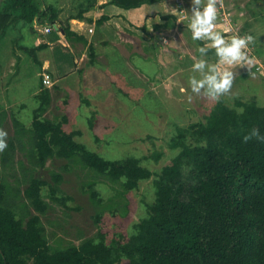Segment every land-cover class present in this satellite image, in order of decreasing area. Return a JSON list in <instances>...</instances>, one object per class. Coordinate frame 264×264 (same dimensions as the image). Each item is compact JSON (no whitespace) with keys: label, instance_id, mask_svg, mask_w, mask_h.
I'll use <instances>...</instances> for the list:
<instances>
[{"label":"trees","instance_id":"obj_1","mask_svg":"<svg viewBox=\"0 0 264 264\" xmlns=\"http://www.w3.org/2000/svg\"><path fill=\"white\" fill-rule=\"evenodd\" d=\"M159 1L109 3L128 9ZM90 4L70 17L83 18L82 12ZM57 12L56 0H0V37L18 23L28 25L31 32L34 21L53 28ZM106 18L103 15L95 23ZM59 29L68 38L83 39L69 29L67 22H61ZM198 43L203 44L201 40ZM44 46L20 48L35 57V49ZM88 48L92 55L91 45ZM52 55L58 74L72 69L64 47L54 46ZM38 98L28 130L35 165L43 166L52 157L75 158L111 180L122 179L126 189L136 188L139 181L152 175L134 156L104 158L76 141L74 136L80 130L66 131V116L59 121L41 117L49 103L47 87H41ZM81 98L90 104L87 98ZM235 105L240 110L219 99L204 121L176 128L169 147L178 151L156 174L155 196L146 205L147 215L122 244L85 239L78 245L51 250L37 214H29L24 222L16 218L0 174V264H264V141L256 137L244 140L253 128L264 135V105L254 100H236ZM90 114L88 125L93 128L95 111ZM189 134L193 142L187 141ZM6 154L7 149L5 161ZM149 158L157 163L161 152L154 149ZM52 178L56 183L61 180L60 175ZM46 184L33 176L23 190L24 198L38 213L47 208L41 197ZM49 192L53 200L71 199L60 195L56 185L50 186Z\"/></svg>","mask_w":264,"mask_h":264},{"label":"rangeland","instance_id":"obj_2","mask_svg":"<svg viewBox=\"0 0 264 264\" xmlns=\"http://www.w3.org/2000/svg\"><path fill=\"white\" fill-rule=\"evenodd\" d=\"M82 1L86 0H68L71 9L75 10ZM223 1L216 0V5L222 3L229 17L225 29L230 28L229 33L233 34L240 29L253 37L245 49L251 64H225L224 68L234 72L232 87L228 92L214 98L191 91L189 78L192 75L199 78V73L192 67L193 60L201 58L198 47L205 45L203 40L201 45L191 38L188 25L182 29L186 51L169 46L170 50L166 52L168 57L160 56L156 47L151 49L146 46L154 37L157 38L160 30L153 29L151 35L139 27L136 39L138 55H132L130 62L133 67L142 69L145 76L140 72L128 74L124 68L128 69V65H124L123 61V64H119V61V73L121 76L125 74L124 80L115 77L91 89L94 100L86 97L89 105L81 101L77 89L56 87L49 92V103L41 113L42 118L59 121L66 116L63 128L66 131L80 130V134L74 138L88 149L108 159L134 156L152 172L134 189L124 188L122 179L111 180L75 158L52 157L43 166L34 164L28 130L33 110L39 104V88L46 86L41 75L37 74L40 67L36 53L35 57L27 54V62L22 65L11 61L10 54L16 48L20 49L19 46L35 47L36 39L32 36L37 33V28L33 26L31 32L28 25L18 23L0 37V128L8 133L5 138L7 147L0 151V174L16 218L24 222L29 214H37L51 250L78 245L85 239L102 241L106 245L126 242L135 233L138 221L147 215L146 205L155 196L156 174L178 151L169 147L177 127L204 121L215 100L223 99L237 110L240 107L235 105L236 100H254L258 105H264V25L260 27V22H264V0H226L225 5ZM185 2L189 3L185 11L189 8L190 13V0ZM221 26L216 25L215 30L221 32ZM146 34L150 37L146 38ZM146 54L153 55V59L143 60ZM203 59L209 63L216 60L210 52ZM177 68H184L179 78L171 79L175 86L184 79L185 85L180 84L184 90L179 96L175 88H171L169 93V87L156 86L161 77ZM120 79L125 84L120 83ZM91 111H95L93 128L88 125ZM187 141L193 142V136L189 134ZM6 149L9 154H6L5 161L3 156ZM154 149L161 152L157 163L149 158V153ZM53 175H60V182H54ZM33 176L47 182L41 190V197L47 204L42 213L36 212L23 196V190ZM53 185H56L60 195L70 196L71 199L63 202L53 200L49 192V187Z\"/></svg>","mask_w":264,"mask_h":264},{"label":"crops","instance_id":"obj_3","mask_svg":"<svg viewBox=\"0 0 264 264\" xmlns=\"http://www.w3.org/2000/svg\"><path fill=\"white\" fill-rule=\"evenodd\" d=\"M43 1L44 3L47 2L46 0ZM109 1H82L78 9L85 8L88 2L91 4L82 12L83 18H74L70 16L75 15L78 10L71 9L68 0H59L57 2V24L48 33L43 32L44 25L46 26V24L34 21L33 26L37 28V33L32 36L36 39L35 47L39 44L45 45L43 48L35 49L36 56L38 55L37 62L40 67V71L37 74L40 75L42 67L47 66V73H49L52 80V87L46 86L50 93L56 87L63 90L73 88L77 89L80 99L81 96L93 99L92 97L94 96L90 92L91 89L102 86L104 80H113L115 77L124 80L125 74L121 76L119 73V61V64H123L124 62V65H128V69L124 67L128 74L129 72L136 74L140 72L145 76L142 69L139 70L135 65L133 67L130 62L132 55H138L136 39L139 27L144 28L146 33H150L151 35L154 33L153 29L160 30L157 38L154 37V40L149 41L150 43L146 45L151 49L156 47L160 56H169L166 53L170 50L169 46L176 47L179 51H186L184 48L186 41L182 29L184 25L189 24L190 13L188 12L189 8L187 12L185 11L186 5L189 4L185 0H160L154 4L143 3L140 6L128 9L111 4ZM225 2L226 0L223 1L224 5ZM103 15L107 16V18L101 23H95ZM87 19H91V22ZM61 22H67L69 29L77 36H82L83 39H79L76 36L66 37L62 30L59 29ZM263 25L264 22H260V27ZM252 28L251 26V30ZM145 37L149 38L150 35L146 34ZM154 41L156 42L154 43ZM203 41L204 45L209 49L208 52L215 56L216 60L212 63L217 64L220 70L225 69L224 67L227 64L225 65V63L220 62L214 47L211 46L210 42ZM196 43H198V40H196ZM56 45H60L67 50L68 58L73 63L72 69L65 74L57 73L55 58L52 55L53 47ZM90 45L92 47V55L89 53L88 47ZM26 55L27 53L23 49L16 48L14 52L11 51L10 58L11 61L14 60L15 63H19L18 65H22L27 62ZM143 58V60L153 59V55L146 54ZM193 62L195 61L193 60ZM183 71L184 68H177L171 74H167L163 78L161 77L156 86H162L165 89L169 87L168 92L171 88L172 90L175 88L179 96V93L184 90V87L180 88V84L185 85L184 79L176 86L171 79L176 76L178 77ZM122 79L119 81L123 84ZM216 101L213 102L212 107Z\"/></svg>","mask_w":264,"mask_h":264},{"label":"clouds","instance_id":"obj_4","mask_svg":"<svg viewBox=\"0 0 264 264\" xmlns=\"http://www.w3.org/2000/svg\"><path fill=\"white\" fill-rule=\"evenodd\" d=\"M190 6L188 27L194 41L205 40L210 42L221 63L227 65L241 64L242 66L251 64V59L245 51L248 43L253 39L251 35H232L226 39L221 32L215 30L216 0H190ZM208 50L206 46L198 47L201 58L196 59L192 67L195 72L199 73V78L192 75L189 78V84L192 92L203 93L216 98L231 89L234 72L228 68L220 70L217 64L209 63L203 59ZM7 135V131L0 128V151L7 147V140L5 139ZM252 137L264 141V135H261L256 128H253L251 133L244 137V140L247 141Z\"/></svg>","mask_w":264,"mask_h":264},{"label":"built area","instance_id":"obj_5","mask_svg":"<svg viewBox=\"0 0 264 264\" xmlns=\"http://www.w3.org/2000/svg\"><path fill=\"white\" fill-rule=\"evenodd\" d=\"M216 8H217V21L215 22V25H217L219 27V25L222 24L224 26V27L223 26L220 27V31L223 33V35L225 36L226 39L230 38L232 35H241V36L248 35L246 33V31L241 32L240 29H237V30H239V32L236 31V32H234V34L229 33L230 28L225 29V26L228 27V18L229 17H228V15H226V11L223 10V4L219 3V5L216 6ZM221 28H223V29H221ZM51 29H52V27L50 25H46L43 28V32L48 33ZM224 33H226V34H224ZM40 75H41V79H42L44 86L49 87L52 85L51 77H50L49 73H47V66L42 67V71H41Z\"/></svg>","mask_w":264,"mask_h":264}]
</instances>
